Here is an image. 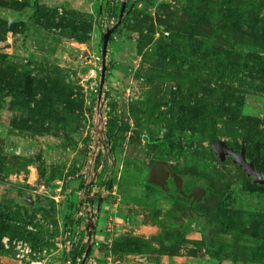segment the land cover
Returning <instances> with one entry per match:
<instances>
[{
    "label": "rangeland",
    "instance_id": "obj_1",
    "mask_svg": "<svg viewBox=\"0 0 264 264\" xmlns=\"http://www.w3.org/2000/svg\"><path fill=\"white\" fill-rule=\"evenodd\" d=\"M217 140L264 175V0H0V264H264Z\"/></svg>",
    "mask_w": 264,
    "mask_h": 264
},
{
    "label": "water",
    "instance_id": "obj_2",
    "mask_svg": "<svg viewBox=\"0 0 264 264\" xmlns=\"http://www.w3.org/2000/svg\"><path fill=\"white\" fill-rule=\"evenodd\" d=\"M111 31L112 30H109L104 35V51H103L104 57L106 55L107 41H108V38H109ZM105 70H106L105 63L103 62L102 73H101V85H103V83L105 81ZM212 146H213L214 151L219 155V157L222 160L226 159L227 155L232 156L234 162H236L241 167H243L247 171L248 175L253 176V178L256 182L264 183V175H263L262 171L257 170L255 168L254 163L247 159L245 149H242L240 152H238V151L234 150L233 148L229 147L225 143V141H223V140L215 141L212 144ZM165 169L173 175L178 192H180L181 194H185V192L182 188L183 181H182L181 176L179 174L171 171L169 168H165ZM199 191L203 192V190L201 188L197 187V188H194L191 193L185 194V195H187L188 197H192L193 200H195ZM199 195L201 196L202 194H199Z\"/></svg>",
    "mask_w": 264,
    "mask_h": 264
},
{
    "label": "trees",
    "instance_id": "obj_3",
    "mask_svg": "<svg viewBox=\"0 0 264 264\" xmlns=\"http://www.w3.org/2000/svg\"><path fill=\"white\" fill-rule=\"evenodd\" d=\"M215 128H216V125H215V122H213V124H212V130L214 131Z\"/></svg>",
    "mask_w": 264,
    "mask_h": 264
}]
</instances>
